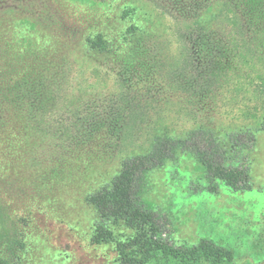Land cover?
Returning a JSON list of instances; mask_svg holds the SVG:
<instances>
[{
	"label": "rangeland",
	"instance_id": "1",
	"mask_svg": "<svg viewBox=\"0 0 264 264\" xmlns=\"http://www.w3.org/2000/svg\"><path fill=\"white\" fill-rule=\"evenodd\" d=\"M210 3L0 0L1 260L114 264L115 244L92 242L102 220L86 198L110 184L123 159L146 153L156 135L183 138L205 128L247 164L252 190L220 184L209 193L200 166L181 155L150 174L145 197L166 216L170 240L207 238L229 246L234 264H264V49L242 35L234 47L220 18L207 24L204 52L196 21L209 19ZM129 8L136 15L124 19ZM132 25L144 33L130 57L123 38ZM98 33L110 53L86 49L85 39ZM31 65L51 88L43 113L31 97L23 106L22 88L9 85L11 72L31 82ZM246 130L256 134L255 146L232 149L229 135ZM107 226L119 239L133 234L122 223Z\"/></svg>",
	"mask_w": 264,
	"mask_h": 264
},
{
	"label": "trees",
	"instance_id": "2",
	"mask_svg": "<svg viewBox=\"0 0 264 264\" xmlns=\"http://www.w3.org/2000/svg\"><path fill=\"white\" fill-rule=\"evenodd\" d=\"M210 2L206 9L209 19L205 22L197 16L196 21L197 29L205 33V43L208 36L207 24L209 26L223 18L230 33L227 37L234 47L242 35L249 36L264 49V0H210ZM135 15L136 9L129 8L124 11L123 18H133ZM31 29H36L34 22L31 23ZM143 33L144 30L138 25H132L127 29L123 41L131 45L130 57L140 53L136 45L142 41ZM85 43L89 53L111 52L109 41L101 33L87 37ZM209 45V43L203 45L204 52L208 50L204 47L207 48ZM127 61L134 64L132 58ZM212 64L217 68L219 60L213 58ZM38 73L37 68L31 65V82L29 78L28 82L22 78H14L12 72L7 77L9 85L14 88L19 86L16 89L22 88L21 104L25 106L27 98L31 97L35 111L43 113L48 109L46 103L51 96V88L44 79V83L37 80ZM4 77L5 74H0L1 79ZM260 130L264 131V117L260 123ZM256 142V134L251 130L229 135V144L234 150H250ZM181 155L192 157L200 166L208 182L209 193H217L220 184L233 193H247L252 190L247 164L237 155H231L213 132L199 128L188 132L183 138L168 134L156 135L146 153L123 159L121 170L112 178L110 184L86 198L102 220L96 227L92 242L98 245L115 244L117 256L114 264L235 263L234 251L229 246L213 240L203 238L197 244L190 245L178 244L167 238L165 234L169 224L166 216L146 199L150 174L176 161ZM109 222L114 225L122 223L132 230L133 234L119 239L107 226ZM0 264L7 263L0 259Z\"/></svg>",
	"mask_w": 264,
	"mask_h": 264
}]
</instances>
